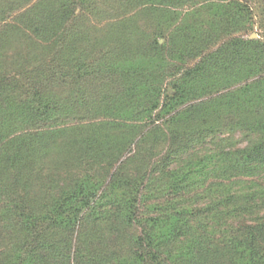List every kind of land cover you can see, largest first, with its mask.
<instances>
[{
  "label": "trees",
  "instance_id": "16d2710c",
  "mask_svg": "<svg viewBox=\"0 0 264 264\" xmlns=\"http://www.w3.org/2000/svg\"><path fill=\"white\" fill-rule=\"evenodd\" d=\"M250 1L0 0V264H264V42L241 33ZM139 134L168 141V163L212 147L165 181L44 183L51 150L114 154ZM163 186L208 200L162 206ZM109 220L129 247L94 244Z\"/></svg>",
  "mask_w": 264,
  "mask_h": 264
},
{
  "label": "rangeland",
  "instance_id": "374dc122",
  "mask_svg": "<svg viewBox=\"0 0 264 264\" xmlns=\"http://www.w3.org/2000/svg\"><path fill=\"white\" fill-rule=\"evenodd\" d=\"M249 7L252 15V26L241 33L244 36L259 38L264 42V3L262 0H251L249 2ZM149 123L150 122L140 126V129L143 128L144 131H148L154 126V124ZM69 125L72 124H68V126ZM158 125L161 126V122L158 123ZM224 135L228 136L229 134ZM233 137V141L236 142L237 140L238 145L244 144V142H239L242 139L237 133L234 134ZM139 138L140 134L129 144L116 145L117 150L113 152L114 154H86V152L81 150L83 146L77 147V149L69 151L67 154H60L53 149L48 154V158L46 159L47 164L43 165L41 171L45 175L44 183L57 189L59 185L69 182L68 180L74 177L91 174L98 176L106 185L111 173H117L122 179H132L135 177L137 178L138 175L143 176L149 174L156 179L160 177L165 181L166 178L163 176V171L166 172L171 166L180 170L185 166L189 159H196L202 156L212 147L209 140L202 143L198 142L194 145L191 144L186 153L184 152L172 156L173 161L168 163L166 155L171 148L168 141L166 143H164L163 140L156 143H148L139 141ZM86 155L88 158H86ZM162 166L164 169L160 170ZM33 176H35L34 172ZM48 177H53L55 179L54 185L51 184V180ZM158 188L160 193L154 194L151 199L152 201L160 200L162 206H169L170 203L176 202V200L192 202L195 198L198 199H195L196 202L194 205L201 206L204 201L208 200L207 198H202L200 196L196 197L197 193L200 192L199 186L189 189L188 192L181 190L179 193L169 192L168 189L164 190V186ZM161 190H163V194L161 193ZM162 195L164 196L163 198H161ZM168 199H170V201ZM145 207L146 206L141 208V210L145 211ZM100 225L101 229L96 234V239L93 240L98 248L108 250L111 247V249L115 250V247H129L128 240L125 236L126 231L122 229L121 233L124 235L122 237H117V233L113 230L116 227V222L112 220L101 221ZM95 228L96 227L92 226V229ZM127 232L129 234L137 233L138 229L131 228L130 230H127Z\"/></svg>",
  "mask_w": 264,
  "mask_h": 264
}]
</instances>
